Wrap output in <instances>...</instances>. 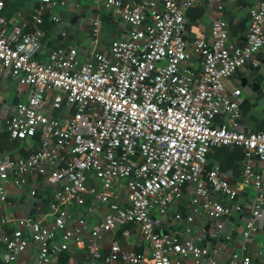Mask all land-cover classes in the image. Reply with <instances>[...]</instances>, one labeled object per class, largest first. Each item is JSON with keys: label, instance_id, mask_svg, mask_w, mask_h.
<instances>
[{"label": "built area", "instance_id": "built-area-1", "mask_svg": "<svg viewBox=\"0 0 264 264\" xmlns=\"http://www.w3.org/2000/svg\"><path fill=\"white\" fill-rule=\"evenodd\" d=\"M37 1L32 34L13 40L0 33V77L6 72L30 90L25 102L0 117V135L20 142L39 137L26 157L0 153V203L7 202L10 182L22 187L29 177L45 178L54 187V223L49 228L24 218L20 229L4 233L6 263L15 264L31 242L38 247L37 264H50L73 237L70 209L85 205L89 197L86 214L97 205L103 209L101 222L91 232V254H98L95 243L103 234L134 226L155 264H217L206 247L167 232L152 216H166L185 186L194 194L187 223L204 212L214 222L215 237L223 231L224 219L242 212L238 193L254 190L242 238L248 240L263 224L258 256L264 260V176L258 169L264 166V131L241 130L240 90L226 89V80L254 63L257 54L264 57V0L251 10L245 45L237 48L228 44L225 20L213 24L212 43L194 40L187 45L186 12L200 0H144L133 5L106 0L105 8L129 27V37L113 40L107 55L92 37L87 60L77 48L61 47L46 62L36 60L40 26L45 15L59 24L57 11L66 0ZM4 7L0 0V15ZM94 25L97 35L98 23ZM193 56L200 60L199 74L187 67ZM221 115L227 121L216 124ZM216 147L241 150L240 188L220 178L217 168L205 173L208 155ZM215 192L225 202L217 200ZM7 225L8 219L0 217V228ZM57 231L62 232L58 244ZM185 232L190 235L191 228L186 226ZM123 234L130 236L129 229ZM142 259L135 252L122 253L113 243L104 264H141ZM187 259L191 261L185 263ZM228 264H252V259L232 253Z\"/></svg>", "mask_w": 264, "mask_h": 264}, {"label": "crops", "instance_id": "crops-1", "mask_svg": "<svg viewBox=\"0 0 264 264\" xmlns=\"http://www.w3.org/2000/svg\"><path fill=\"white\" fill-rule=\"evenodd\" d=\"M106 0H66L64 8L57 11L59 24L43 17L40 26V50L36 60L46 62L49 54L61 47H73L80 51V58L87 60L91 40L98 41V49L104 54H109L113 40L127 39L129 27L115 17L111 10L105 8ZM125 5H133L144 0H121ZM262 0H200L199 3L186 12L184 21V39L187 45L194 40H203L212 43L211 29L218 20H225L229 26L228 44L233 48L245 45L248 33L251 10L255 9ZM5 7L0 15V33L18 40L23 34H32L36 28L33 17L39 7L37 0H4ZM218 7H222L219 10ZM95 23H98V34L94 35ZM64 33V35H63ZM189 46V47H190ZM187 67L199 74L201 71L200 60L193 56ZM228 92L240 90L241 130L248 132L264 131V57L257 54L254 63H249L241 68L237 74L226 80ZM30 90L16 84L11 76L4 72L0 77V117L10 115L14 108L27 100ZM227 121L226 116H219L216 124ZM15 142V143H14ZM39 144V137L28 141H11L0 135V153L11 156H28ZM217 168L219 177L232 186L238 185L243 172L241 150L233 147L213 148L207 158L205 173ZM264 176V166L258 167ZM7 202L0 203V217L5 216L9 225L0 228V264H7V253L1 241L4 233L11 234L21 228L24 218L40 222L41 225L53 227L54 215L50 211V202L53 197L54 187L45 178L29 177L27 183L19 187L10 182L6 186ZM35 190V196L30 194ZM180 200L173 202L164 217L156 212L152 216L159 219L161 228L175 234L180 239L192 238L195 242L206 247L212 253L217 264H228L232 253L248 255L252 264H264L259 258L260 240L263 234V224L259 231L248 240L242 238L245 223L249 219L255 201V191L246 189L239 192L237 202L242 206V212L233 213L224 219V229L218 237L214 235V222L209 220L204 212L195 215L191 223L187 217L191 214L190 200L194 197L193 188L185 186L182 189ZM214 197L225 202V198L214 193ZM112 200V199H111ZM90 201L86 197L85 205ZM123 203V198H119ZM85 205H75L70 209L72 215L68 229L73 237L68 242V249L55 254L50 264H104L109 256L111 245L117 243L122 253L135 252L143 256L141 264H155L151 252L146 244H140L139 236L134 226L120 227L110 233L103 234L95 243L97 253L91 254L87 247L91 239L92 229L102 220V206L97 205L91 214H86ZM80 221L85 224L80 225ZM186 226L191 228L190 235L185 232ZM129 229L130 236H124V231ZM27 234V230H25ZM29 233V232H28ZM61 231L56 232V243L61 240ZM230 237L229 240L226 238ZM38 247L29 243L26 251L17 257L15 264H37ZM191 261L187 259L185 263Z\"/></svg>", "mask_w": 264, "mask_h": 264}, {"label": "trees", "instance_id": "trees-1", "mask_svg": "<svg viewBox=\"0 0 264 264\" xmlns=\"http://www.w3.org/2000/svg\"><path fill=\"white\" fill-rule=\"evenodd\" d=\"M4 137L6 138V137H7V135H6V134H3V138H4ZM7 139H8V137H7ZM14 143H15V142H14Z\"/></svg>", "mask_w": 264, "mask_h": 264}]
</instances>
